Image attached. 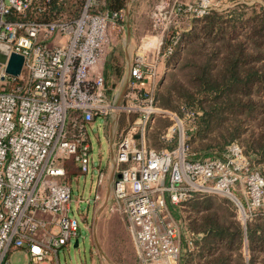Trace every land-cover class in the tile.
<instances>
[{
	"label": "built area",
	"instance_id": "1",
	"mask_svg": "<svg viewBox=\"0 0 264 264\" xmlns=\"http://www.w3.org/2000/svg\"><path fill=\"white\" fill-rule=\"evenodd\" d=\"M67 1L0 0V47L8 49V58L24 56L18 77L7 72L8 59L0 63V264H20L19 253L26 264H59V251L81 236L63 161L73 158L88 174L95 164L87 127L98 119L116 122L122 114L140 116L120 133L114 130L112 197L140 264H180L183 252L195 250L200 235L180 214L194 194L230 198L244 228L264 215V173L242 146L233 142L221 157L194 158L188 141L195 127L155 101L163 59L193 22L226 0H161L154 13L156 44L139 48L122 101L119 92L108 93L105 64L114 37L124 29L126 10L104 9L106 0H85L77 18L57 17L53 8ZM170 29L175 35L162 53ZM146 80L150 89L140 86ZM158 114L175 121L164 137L171 142L178 130L175 148L147 146ZM97 171L103 187L106 173ZM99 199L97 193L87 203Z\"/></svg>",
	"mask_w": 264,
	"mask_h": 264
},
{
	"label": "trees",
	"instance_id": "2",
	"mask_svg": "<svg viewBox=\"0 0 264 264\" xmlns=\"http://www.w3.org/2000/svg\"><path fill=\"white\" fill-rule=\"evenodd\" d=\"M84 3L85 0H68L66 6L53 9L57 17L70 14L77 18ZM126 6L127 0H106L104 9L122 11ZM195 24L186 35L187 41L177 67L167 73L164 83L155 93L156 106L176 110V101L197 105L202 112L198 124L199 138L229 118L238 116L253 119L259 114V124L264 128V10L250 19H246L239 9L227 15L210 12ZM120 56L111 45L106 71H112L118 83L122 82L125 74ZM165 118L164 115H156L152 128L156 127L158 131L164 128ZM226 136L225 143L214 146L213 151H222L226 144L238 139L239 130ZM256 143L249 150L242 144L244 152L251 161V154L264 161L263 129ZM63 167L67 181L82 175L73 158L63 161ZM216 200L221 199L217 195L197 193L187 202L198 211L197 216H202L203 211L209 210ZM222 201L232 208L230 201ZM201 218L199 223L190 218L189 230L201 238L196 239L195 251L185 264H257V258L259 260L264 251V224H257L258 221L264 223L263 214L248 222L246 228L241 222L232 221L230 213L228 217L223 216V221H218V212ZM244 235L247 240H244ZM245 242L249 243L247 247L251 255L248 263L243 251ZM258 262L264 264L263 261Z\"/></svg>",
	"mask_w": 264,
	"mask_h": 264
},
{
	"label": "rangeland",
	"instance_id": "3",
	"mask_svg": "<svg viewBox=\"0 0 264 264\" xmlns=\"http://www.w3.org/2000/svg\"><path fill=\"white\" fill-rule=\"evenodd\" d=\"M160 2L161 0H127L126 17L122 23L124 29L118 36L114 37L112 44L113 50H117V52H119V56L121 55L120 58L123 65H125V72L127 59L125 54L126 49L134 50V59L142 45L152 47L156 44L155 36L157 32L154 28V13ZM235 9H239L246 19H250L256 13H260L264 10V0H226L223 5L218 8V10H213L211 13L216 12L227 15ZM66 18L73 17L70 14H66ZM193 24H195V22H193L192 25ZM196 24L198 25V22ZM184 28L188 29L189 26L185 24ZM190 30L191 29L183 32L180 44L176 46L173 54L163 59L160 70L161 76L157 90H159L164 83L167 73L172 72L177 67V62L180 60L181 53L187 41L186 35L190 32ZM174 35V29H170V31L165 34V37L162 40L163 44L161 46L162 53L170 46ZM209 45L212 46L211 44ZM208 49H210V47H208ZM130 57L131 55L129 53V59ZM106 73L105 64V74ZM106 75L109 80V95L113 96L119 92V98L120 101H122V94L125 93L127 86L122 84L123 81L121 83L116 82L112 71H108V74ZM175 106L176 110H166L161 107L159 108L168 112L176 113L183 120L186 127H195V129L190 133V140L188 141L191 153L194 154V158L221 157L227 146L233 142H237L241 146L243 144L246 150H249L250 146L257 144V138L262 129L264 131V128L261 127L262 124H259L261 123L258 120L260 116L259 114H257L253 119H247L245 116H232L233 118H229V120L225 123L222 122L219 126H216L214 130L205 133L203 137L199 138L198 124L202 116L201 110L197 109V105L186 104L179 101L175 102ZM139 116V113L120 115L119 119L116 120V122L118 121V127L115 125L116 122H113L111 119L108 120L106 124L103 119H98L96 122L87 127V134L92 146V162L95 166L91 165V170L88 174L82 175L78 180H73L71 183L73 189L71 215L80 220L81 236L78 238L79 243L77 247H75L77 239L74 238L72 239L69 247H65L59 251V264H140L136 261L135 251L132 247L133 245L127 240L128 237L126 231H120V228L116 225V223L112 226L107 225V222H105V220H107V216H99V213H97V209L101 206V202L87 203V200L93 199L94 191H92L93 189L91 190V185L92 181L94 179L96 181L98 178V168L100 166H106L111 160L110 134H114V130L116 129L120 133L122 129L127 126V124H132L139 118ZM165 121V127L161 130L158 131L156 127L149 130L146 140L148 147L161 151L164 149H172L177 146L178 130L173 134L171 142H167L164 138L169 128L175 125V121L171 120L169 116H166ZM237 129L239 130L238 139L226 144L222 151L212 150L214 146L224 144L225 139H227L226 135L233 133ZM251 155L252 156L250 157L252 159V163L264 173V161H262L259 156H255L253 154ZM217 197L221 200L213 202L209 210L203 211L204 213L201 214L202 216H197L198 211L192 208L189 202H186L183 207L180 208L181 218L187 222L188 228L190 218L195 219L196 222L199 223L202 219L201 217H206L210 214L212 215L214 212H218V221H223V216L225 215L228 217V213H230L232 221L238 223L240 222L235 203L228 197L221 195H217ZM79 199H83V202L80 204L77 203ZM222 200L230 201L232 203V208L228 207ZM113 207H115L113 202L109 203L108 209H113ZM176 217L177 220H179V217ZM257 224L261 225L264 223L258 221ZM199 238H201V235ZM244 240H247L245 235ZM248 245L249 243H247V246ZM108 253H110V255ZM19 257L22 259L20 264H26L25 255H23V253H19V255L15 257V260ZM249 257H251V255L249 254V249L247 247V263L249 262ZM259 257V260L257 258V264H260L258 261H263L264 263V251L262 256ZM54 264H57V262Z\"/></svg>",
	"mask_w": 264,
	"mask_h": 264
},
{
	"label": "crops",
	"instance_id": "4",
	"mask_svg": "<svg viewBox=\"0 0 264 264\" xmlns=\"http://www.w3.org/2000/svg\"><path fill=\"white\" fill-rule=\"evenodd\" d=\"M127 51L131 55L130 59H129V53ZM125 54H126V57H127V59H126V72H125V75H124L123 80H122L123 81L122 84H124V86H126V82H127L128 78H129V75H130V66H131V63L133 61L134 50L133 49H130V50L126 49ZM106 74H108V71H107ZM140 86H141V88H144V89H150L151 88L150 82L147 81V80L144 81L143 83H141ZM123 94H122V96H123ZM104 123L106 124V122H104ZM116 141H117V135L111 133L110 134L111 160L108 162V164L106 166H100L98 168L102 172L106 173V179H105L104 186L103 187H99L98 178H97L96 181H95V179L92 181L91 190L93 189L92 191H94L93 192L94 193L93 194V198H94V196L97 193L100 195V199L95 202V203L101 202V204H100L101 206L97 209V213H99V216L100 215H102V216L106 215L107 216V220H105V222H107L106 223L107 225L112 226L113 224L116 223V225L119 226L120 231H126V234H127V237H128L127 240L130 241V244L133 245L132 247H133V249L135 251L136 261L139 262V259H138V256H137V251H136L133 239H132V237L129 234L128 229H127V221H126L125 216L116 207H113V209H108L109 203L113 202V204L115 205L113 197H112L113 182H114V179H115L114 167H113V164H112L113 163L112 162V157H113V153L115 152L114 144H115ZM82 175L74 176V177L68 179V181L67 180L66 181L71 184L73 182V180H78ZM194 251H192V252H183L180 264H185V262L188 259L189 255H191ZM243 251H244V254L246 255L247 242H245V244H244ZM108 254L110 255V253H108ZM106 264H108V263H106Z\"/></svg>",
	"mask_w": 264,
	"mask_h": 264
},
{
	"label": "water",
	"instance_id": "5",
	"mask_svg": "<svg viewBox=\"0 0 264 264\" xmlns=\"http://www.w3.org/2000/svg\"><path fill=\"white\" fill-rule=\"evenodd\" d=\"M8 59V62H7ZM7 62V72L12 76H20L23 65H24V56L16 53H12L8 58V49L5 47H0V63ZM78 240L75 243V247L78 246Z\"/></svg>",
	"mask_w": 264,
	"mask_h": 264
}]
</instances>
